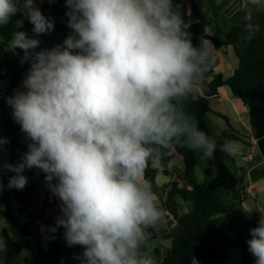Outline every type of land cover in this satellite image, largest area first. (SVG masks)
Segmentation results:
<instances>
[{
    "label": "clouds",
    "instance_id": "9594fccd",
    "mask_svg": "<svg viewBox=\"0 0 264 264\" xmlns=\"http://www.w3.org/2000/svg\"><path fill=\"white\" fill-rule=\"evenodd\" d=\"M65 6L71 33L41 49L37 37L50 34L55 22L36 0H0V27L22 12L35 34L16 32L10 41L30 64L22 90L7 99L29 143L20 160L0 169L13 174L9 189L26 186V169L45 174L61 202L49 230L62 227L67 245L84 249L81 264H157L151 230L163 211L144 176L172 146L213 158L216 141L186 107L210 70L211 42L194 43L175 0H65ZM260 15L264 0H246L249 40L264 31ZM7 142L0 137V149ZM234 143L220 148L231 154ZM249 234L248 251L264 264V216ZM6 249L0 235V253Z\"/></svg>",
    "mask_w": 264,
    "mask_h": 264
},
{
    "label": "trees",
    "instance_id": "16d2710c",
    "mask_svg": "<svg viewBox=\"0 0 264 264\" xmlns=\"http://www.w3.org/2000/svg\"><path fill=\"white\" fill-rule=\"evenodd\" d=\"M42 1V13L54 20V31L58 32L61 39H65L71 33V29L67 27L65 0ZM175 2L179 6L187 30L192 33L194 43H199L203 38L211 41L216 49L233 46L238 59V67L227 79L222 73H215L211 63L210 70L203 77V79L212 78L208 84V94L198 97L191 94L186 101L187 110L195 114L199 128L214 139L207 123V115L213 113L210 97L217 95L220 87L229 86L234 96L241 99L249 109L250 123L256 134L260 154L264 157V31L249 40L246 38L245 24H243L231 28L221 40L207 34L209 21L204 17L195 0H175ZM22 16V12H17L8 25L0 27V82H9L5 87V96L0 101L1 125L3 137L8 141L6 148L14 159L23 156L29 143L25 140L20 125L14 121L12 108L7 103V99L22 84L30 68L28 62H21L23 51L19 48L12 49L10 46L12 36L16 32H24L29 37L35 35L32 32L33 25L28 20L23 26L19 25ZM258 19L264 24V15L258 16ZM222 117L229 123L226 116ZM233 139L239 138L223 133L221 138L214 139L217 150L211 159L180 146L165 149L173 150L182 157L185 185L174 181L160 187L156 181L159 170L152 166L151 161L149 162L144 178L150 183L157 197H160L161 191L169 189L167 200L162 201L160 207L168 211L173 218V221H169L170 230L162 235L155 229L151 230L152 251L160 259L161 264H227L230 257L228 250L231 247L241 248L240 264H255L252 254L248 251L245 237L231 239L227 236V231L234 227V222L232 220L227 222L226 219L232 218L235 205L241 202L239 190L247 172V168H236L233 171L227 162L231 154L225 153L220 148L225 141ZM201 162L206 164L202 181L197 174ZM41 175L45 176L43 172ZM7 185L8 181L0 191V203L6 206V210L0 212V217L7 218L19 229L22 236L29 237L32 220L21 222L19 215L31 211L36 205L35 195L39 189V181L28 180L26 186L19 190L9 189ZM226 195H232L235 202L228 203L225 200ZM177 199L191 205L188 212H180ZM46 206L48 201L45 202L44 208ZM39 218L44 220L48 229L55 226L57 219L45 218L43 214H40ZM252 223L256 227L255 223ZM49 233L48 249H44L39 233L34 237L36 250L33 251V259L29 260L24 257L22 247L4 231L7 249L0 253V264H81L80 257L84 249L79 245L69 247L64 239L62 227L55 233L49 230ZM159 236L171 240V247L162 257L158 247L155 246Z\"/></svg>",
    "mask_w": 264,
    "mask_h": 264
},
{
    "label": "crops",
    "instance_id": "0c3cea01",
    "mask_svg": "<svg viewBox=\"0 0 264 264\" xmlns=\"http://www.w3.org/2000/svg\"><path fill=\"white\" fill-rule=\"evenodd\" d=\"M36 3L42 12L43 1L36 0ZM245 5L246 0H219V3L216 0V10L213 19V22L216 25V30L211 28L212 24H210L209 22V26L206 28L207 34L223 40L224 34L229 32L231 28L235 26H242L243 24H245V21L243 19L245 14ZM27 20V17L23 14L21 20L19 21V25L23 26ZM55 32L56 31H52L51 33ZM56 33L59 36L58 32ZM46 35L47 34H44L43 37H45ZM63 40L64 39H61V42H63ZM211 45L212 64L215 69V73H222L224 78L227 79L228 77L234 74L235 69L238 67V59L234 48L233 46H228L223 47L221 49H216L212 42ZM40 48L43 49L41 45ZM211 80L212 78L202 79L195 86L192 94L195 97L207 95L209 92L208 84ZM8 84V81L0 82V101L5 96V87ZM17 90H22V84L15 90V92ZM210 104L213 113L209 114H212L215 117L214 126L217 128V130H219V135L227 133L229 135L239 138L231 140L235 142L234 148L236 150L231 153V158L227 161L230 168L233 171L236 168H247L246 176L242 187L250 188V194L247 196V198L249 196H252L254 198H260L264 194V157L260 154L256 134L250 123L248 107L244 105L241 99L234 96L232 90L227 85L220 87L218 89V94L210 97ZM222 116H226L229 119V123L224 120ZM220 121L225 122L226 126L223 127L222 124H220ZM0 137L4 138L2 134L1 113ZM249 154H252L254 156V160L246 164L243 161V156ZM20 159L12 158L11 154L6 148V143L3 145L2 149H0V163L7 162L15 164ZM151 164L153 167L159 170V174L156 177V181L160 187H163L174 181L179 182L181 185H185V182L183 180L184 162L182 157L179 156L175 151H167L165 149H162L158 159L151 161ZM41 173V170L35 168L26 169L24 172V175L28 178V180L37 179L39 181V189L37 190V193L35 195L36 205L31 211L19 215L21 222H27L29 220H32V224L29 226L31 236H22L19 229L17 227H14L7 218L0 217V235L4 237L3 233L4 231H6L11 236V238L22 247L24 257L29 260L33 259V251L36 250L34 237L38 233L42 237L41 241L44 249H48L50 247L49 229L45 224L44 220L39 218L40 214H43L45 218L49 219L57 218L59 215H61V202L49 190V187L44 179L45 176H42ZM11 175L13 174L8 172L7 170L0 169V182L5 185V183L9 181V177ZM168 190L169 189H165L161 191L160 197L155 196V199L159 206H161L162 201L167 200ZM46 201H48V206L44 208V204ZM177 201L179 202V210L181 213L189 211L191 207L189 203L184 202L181 199H177ZM14 208L15 210L17 209L16 206ZM5 210L6 206L0 203V212H3ZM162 211V221L164 220V222H166L168 219L169 221H173V218L168 211ZM235 213L236 212L234 208V214L232 218L226 219L227 222H231V220L234 222V227L231 230L227 231V236L231 239L244 236L246 239V237L249 235V231L246 229L243 232L239 231L238 223L234 218ZM250 222H254L253 219L250 220ZM155 246L158 247L160 257H162L171 247V240H165L161 236H159L158 240L155 243ZM228 251L230 257L227 261V264H240L242 258L241 248L231 247ZM151 254L153 255L157 264H161L160 259L155 255L153 251L151 252ZM252 259L255 263L256 258L253 255Z\"/></svg>",
    "mask_w": 264,
    "mask_h": 264
},
{
    "label": "rangeland",
    "instance_id": "374dc122",
    "mask_svg": "<svg viewBox=\"0 0 264 264\" xmlns=\"http://www.w3.org/2000/svg\"><path fill=\"white\" fill-rule=\"evenodd\" d=\"M196 4L199 6L201 11L204 13V17L210 22L211 28L216 30V25L213 22L215 8H216V0H196ZM54 31V30H53ZM41 41L42 48H52L57 44L62 43L61 38L57 35V33L47 34L45 37L38 38ZM205 81V80H204ZM214 116L212 114L207 115V123L211 131V135L214 139H219L222 135H219V130L214 126ZM223 127L226 126V123L220 121ZM206 167L205 162H201L198 167V176L202 181L204 179V169ZM225 200L228 203L235 202V199L232 195H226ZM236 204V203H235ZM235 215L234 218L238 223L239 231L243 232L246 230L253 228L250 220L258 214L260 215V219L264 216V194L260 198H254L249 196L245 201L239 202L235 205ZM244 224V225H243ZM171 226L169 225V219L164 222V220H160L159 223L155 226V230L162 235L164 232L170 230ZM250 234L246 237L245 242L250 239Z\"/></svg>",
    "mask_w": 264,
    "mask_h": 264
},
{
    "label": "built area",
    "instance_id": "2783aa9c",
    "mask_svg": "<svg viewBox=\"0 0 264 264\" xmlns=\"http://www.w3.org/2000/svg\"><path fill=\"white\" fill-rule=\"evenodd\" d=\"M30 37H34V36L32 35ZM253 160H254V156L252 154L243 156V161L246 164L252 162ZM249 194H250V188L249 187H241L240 190H239V199H240V201H245ZM253 221L255 223V226L257 227L258 224H259V221H260V215L256 214L253 217Z\"/></svg>",
    "mask_w": 264,
    "mask_h": 264
}]
</instances>
